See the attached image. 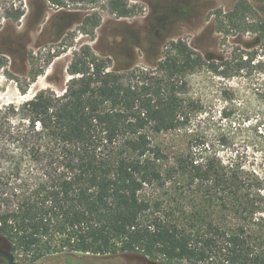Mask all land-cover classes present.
Wrapping results in <instances>:
<instances>
[{
  "label": "trees",
  "instance_id": "trees-1",
  "mask_svg": "<svg viewBox=\"0 0 264 264\" xmlns=\"http://www.w3.org/2000/svg\"><path fill=\"white\" fill-rule=\"evenodd\" d=\"M263 2L235 0L214 13L225 36L256 35L253 50L236 47L229 58L209 61L178 38L154 71L117 72L109 70L111 58L84 45L63 94L43 89L0 107V237L21 264L53 253L264 264V166L247 168L195 146L169 162L151 136L184 126L198 110L185 96L189 74L207 67L235 77L251 74L256 59L264 64ZM109 6L117 17L138 14L128 0ZM23 15L9 13L16 21ZM100 24L90 14L81 28L94 33ZM9 64L0 52V76L14 78ZM44 71L32 70V80ZM149 187L159 193L147 195Z\"/></svg>",
  "mask_w": 264,
  "mask_h": 264
},
{
  "label": "rangeland",
  "instance_id": "rangeland-1",
  "mask_svg": "<svg viewBox=\"0 0 264 264\" xmlns=\"http://www.w3.org/2000/svg\"><path fill=\"white\" fill-rule=\"evenodd\" d=\"M234 2L128 0L138 14L117 17L110 11L109 0H0V52L9 58L8 68L14 76H0V107L19 105L43 89L63 94L73 78L68 66L84 45L101 57L111 58L109 70L117 72L133 68L154 71L166 44L178 38L187 40L209 61L229 58L236 47L253 50L259 44L256 35L225 36L217 31L214 13L231 8ZM16 9L24 11L17 21L9 16ZM260 11L264 17V2ZM96 13L101 24L94 33H86L82 23L87 15ZM56 54L59 56L47 65ZM258 62L253 61L251 74L226 78L203 67L187 76L185 96L196 102L198 110L176 130L151 133L154 143L169 155V162L195 146V150L206 148L247 168L264 166V64L259 66ZM42 68L45 71L32 80L30 72ZM19 84L27 86L25 92ZM145 193L151 196L159 191L149 187ZM0 247L10 248L1 237ZM0 264L5 263L0 259ZM35 264L160 263L138 257L53 253Z\"/></svg>",
  "mask_w": 264,
  "mask_h": 264
},
{
  "label": "water",
  "instance_id": "water-1",
  "mask_svg": "<svg viewBox=\"0 0 264 264\" xmlns=\"http://www.w3.org/2000/svg\"><path fill=\"white\" fill-rule=\"evenodd\" d=\"M0 259L4 261L5 264H21L17 261L14 252L10 248L0 247Z\"/></svg>",
  "mask_w": 264,
  "mask_h": 264
}]
</instances>
